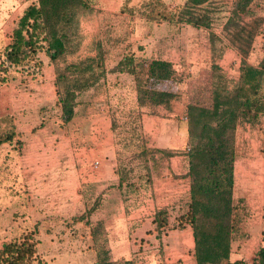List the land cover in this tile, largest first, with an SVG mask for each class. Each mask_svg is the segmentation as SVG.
Wrapping results in <instances>:
<instances>
[{
	"label": "rangeland",
	"instance_id": "rangeland-1",
	"mask_svg": "<svg viewBox=\"0 0 264 264\" xmlns=\"http://www.w3.org/2000/svg\"><path fill=\"white\" fill-rule=\"evenodd\" d=\"M32 1L34 0H15L13 6L5 7L3 0H0V27L4 30V37L0 38V56L4 47L11 41V33L19 16ZM188 1L89 0L90 7L80 14L79 30L82 43L78 50L65 54L57 61L45 62L40 72L35 74L23 68L0 70V118L10 116L15 122L14 114L22 116L23 110L14 109L13 114L14 105L17 107L28 104L33 107L30 108V113H27L31 115V123L37 121L32 127L30 141L23 136V141L15 149L10 145L0 147V248L12 238L32 233L40 241L39 256L46 264L145 263L144 257H138L135 263L133 248L136 233L133 229L125 232L124 239H120L121 244L126 243L121 250L130 245L127 251H120V243L116 242L117 238L114 234L117 232L112 230L96 229L93 231L94 238L90 237L91 226L85 219L90 211L88 207L95 201L89 198L90 189L84 183L72 181L74 168L81 164L83 152L81 147L86 146L83 127L86 126L88 117L96 110L94 105L97 102L103 104L105 99L101 98L105 97L109 88L106 93L104 90L102 92L103 86L84 92L78 99L75 116L67 125H62L61 109L57 104L56 76L53 100L49 99L38 109L34 108L40 99L36 85L49 82L48 79L43 78L46 66L53 65L56 74L57 68L65 66L68 62L95 55L97 53L95 43L99 40L103 43L107 67L116 66L127 50L155 59V56L160 57L162 49L165 53L167 47L172 48L176 45L194 46L201 43L206 48L203 55L189 56L188 59L186 56L173 55L172 51L169 52V56L173 55L174 59L181 60L179 63H173L176 67V77L160 85L176 94L171 108L158 106L152 110L147 106L143 108L136 106L134 103L136 82L130 73L122 76L120 87L115 86L111 102H105L112 113L114 124L112 139L116 148L117 162L119 165L124 162L134 167L130 177L131 180L138 182L137 189L126 192L128 205L133 206L137 203L140 189L148 185L139 178L140 174H145L139 156L142 141L149 144L153 139L156 147L152 148L161 149L155 151L156 163H151L155 165L154 167L157 166L153 168V176L159 177L166 171L171 161V157L168 158L162 152L166 150L164 145L169 142L176 143L179 138L177 133L186 125L187 116L183 111V103L190 100L210 102V72H202L203 68L198 65L193 67L195 58H202L203 63L210 68L216 63L224 72L226 71L231 80L239 76L243 55L248 62L257 63L264 53V0H256L257 4L252 5L254 14L242 13L240 26H229L239 0H207L201 5L194 6L197 14H205L204 10H207L211 19L209 27L178 23L168 27L163 20L158 22L163 14L178 15ZM151 21L155 23L151 25ZM193 33L201 37V42L192 37L186 39V35ZM157 37L162 39L158 40ZM165 40L168 42L165 43ZM140 46H143V49L140 50ZM226 47L231 49L226 57V60L231 59L228 65L218 60L220 56L216 52L219 48L224 50ZM45 92L48 96L52 94L50 88H46ZM147 114H151L152 121L145 119L149 116ZM0 120L3 121V126L7 125L6 120ZM19 123L23 124L21 120ZM149 130H152L154 135H150ZM236 145L235 203L239 208L249 210L253 199L250 197L251 190L247 180L251 174L250 170L246 173L247 163L260 166L256 179H260L262 175L264 177V118L257 126L248 122L241 123L237 128ZM188 146L189 144L186 149ZM24 149L25 160L40 165L42 167L40 173L29 175L25 173L26 177L23 175V164H26L24 156L22 157ZM91 160L94 163V159ZM252 180L251 184L254 182ZM256 186L257 184L253 188ZM187 199L174 202L173 208L168 210V215L177 217L184 212L187 208ZM110 258L118 259L110 261ZM131 258L134 259L130 260Z\"/></svg>",
	"mask_w": 264,
	"mask_h": 264
},
{
	"label": "trees",
	"instance_id": "trees-1",
	"mask_svg": "<svg viewBox=\"0 0 264 264\" xmlns=\"http://www.w3.org/2000/svg\"><path fill=\"white\" fill-rule=\"evenodd\" d=\"M206 1L189 0L178 15L163 14L158 22L178 18L209 27L211 19L207 10L205 14L194 11V6ZM255 1L239 0L229 26H240L242 13L254 14ZM89 7V0H34L29 3L12 30L11 41L2 51L0 70L23 68L35 74L45 62L57 61L78 50L82 43L80 14ZM95 44V55L68 62L56 70L55 86L62 125H67L75 116L79 97L96 88L107 72L103 43L99 40ZM112 71H126L134 76L140 108H171L176 94L160 86L176 77V67L171 61L149 59L127 50ZM209 72L210 102H191L183 108L187 121L182 129L186 132L189 149L162 151L168 158L183 152L188 162V170L183 175L190 182L187 208L177 216L175 227H192L197 264H243L242 260L234 259L241 248V240L246 237L242 226L246 210L239 208L234 196L237 128L243 122L257 126L264 118V53L257 63L248 62L243 55L236 79L230 80L216 64ZM0 119L7 122L3 126L0 120V147L10 145L15 149L23 141V133L18 131L12 117ZM158 150L161 149L142 141L139 156L145 174H140L139 178L146 184L152 182L153 168L157 167L153 165L157 161L155 151ZM133 171L134 167L124 162L118 167L120 185L125 182L126 190L137 189V183L130 177ZM155 222L160 232L168 227L167 208L157 211ZM39 243L32 233L12 238L0 248V264H46L39 256ZM252 264H264V246L257 251Z\"/></svg>",
	"mask_w": 264,
	"mask_h": 264
},
{
	"label": "crops",
	"instance_id": "crops-1",
	"mask_svg": "<svg viewBox=\"0 0 264 264\" xmlns=\"http://www.w3.org/2000/svg\"><path fill=\"white\" fill-rule=\"evenodd\" d=\"M14 2L15 0H3V5L5 7H11L14 5ZM150 23L153 25L155 21H151ZM164 23H166L168 27L175 25L176 23L186 24L187 26H190V24L193 25L192 23H189L185 20L181 21L178 18L165 20ZM156 25H158V23ZM193 26L203 27L196 25ZM3 31L4 30H2L0 27V38L4 37ZM152 34H154V32H152ZM190 37L196 40L198 39L199 42H201V37L197 33L186 35V39ZM157 39L160 40L162 38L157 37ZM167 42L168 41L165 43ZM187 45L188 44H186V46L176 45L172 48L167 47L165 53L161 48L162 50L160 51V57L155 56V59H164L176 64L181 60L178 61L180 58L174 59L173 55L186 56L188 59L189 56L203 55L204 51H206V48L203 47L201 43L194 46ZM162 46L164 47V45ZM219 50H216L217 54L219 53L218 55L220 56L218 60L228 65L231 59L228 58V60H226V57L229 54V50L231 51V49L226 47L224 50L222 48H219ZM169 52L173 53V55L169 56ZM219 61L218 63H220ZM192 64L194 65L193 67L198 65L203 68L202 72L204 71L209 73L210 71V67H208L206 63H203L202 58H195V62ZM113 66L114 65L110 67L106 66L107 72L105 76L100 79L99 82H97L98 88L103 86L102 92L104 90L106 93L107 88H109V90L107 94H105V97L101 98L105 99L103 104H101V102H97L96 105H94L96 110H94V113L90 115L91 117H88L86 126L83 127L82 133L84 132L86 136V146L81 147V151H83L81 164H78L72 172L74 176V180L72 179V181L79 184L84 183L85 186L90 189L89 198L95 202L97 200L96 204L93 202L92 205L88 207V210L90 211L88 212L85 220L89 226H91L92 232L96 229L102 231L112 230L113 232H117V234L114 233L117 238L115 239L117 243L121 242L120 239H124L123 236H126L125 232H129L132 229L135 230V247L133 248V252L135 253L134 256L136 257L135 263H137L138 257H144L145 261L143 262L145 263L140 262V264H197L193 254L195 240L192 227L187 226L183 229H179L175 227L177 217H171L168 215V227L160 232L157 230V224L155 222L156 213L159 209L167 208L168 210H171V208H173L172 204L174 202H178L189 197L190 182L183 176L188 170V162L183 152H178L176 155L171 156V161L166 167V171L160 174L159 177L154 175L152 177V182L146 187L144 186L145 188H141L138 192L139 196L136 199L137 203L133 206L128 205L126 183L124 182L123 185H120V175L118 172L119 164L117 162L118 160L116 159V148L112 139V129L114 126L112 121V113L109 105L105 104V102H111V96L115 91V86L120 87L122 85V76H126V74L129 75V73L126 71H112L110 68ZM54 69L55 68L53 65L46 66V69L44 70L45 76L43 78L48 79L49 82L36 85L40 99H38V102L35 104L34 108L38 109L49 99L53 100L55 95L54 78L56 76ZM221 70H223V68H221ZM46 88H50V92L52 91V94L49 96L45 92ZM110 88H113L114 90H111ZM135 94L134 103L136 106H139L137 105V89L135 90ZM191 102L208 104L203 103L202 101L200 102V100H190L183 104L185 106ZM15 103L16 102H14V104ZM27 103L29 102L27 101ZM30 108L33 107L28 104L26 106L17 105V107L14 105L13 110H23L22 116H20V114L19 116L14 114L15 110L12 112L16 116L15 123L17 125L18 131H21L24 138L28 141H30L31 131L33 129L32 127H34L37 123V121H34L33 123L30 121V119H32L31 115L27 114L30 113ZM147 115L149 116H147L145 119L147 121L151 120V114ZM33 118L35 119V115ZM20 120L23 122L22 125L19 123ZM252 128L256 129L255 127ZM149 133L150 135H154L152 130H149ZM177 134L179 137L178 141L181 143L178 141H176V143L169 142L168 144L164 145V148L178 151H180V149H186L188 142L185 130L182 129V131L178 132ZM153 141L154 140L152 139V142L148 144L150 147H156L155 144H153ZM28 145L31 147L30 143H28ZM25 146L26 143L24 144V148ZM25 153L26 151L24 149L22 157L24 156V161H26V164H23V175L25 176V173H28V175L30 173H40L42 167L38 164H34V162L25 160ZM91 158L94 159V163L98 161L99 164L96 166L94 163H92ZM251 165L252 164L247 163L246 173H248L250 170L251 174H248L249 176L247 180L249 181V189L251 190V196H249L253 200L250 202L249 210H246L242 224L246 232V237L241 240L242 245L239 249V252L234 254V259H247L250 262L253 261L257 251L262 246H264V177L262 175L260 179H256L255 177H258L257 174L259 173L258 171L260 166L256 164H253L252 166ZM95 168H98L99 170H94ZM254 173L256 175H254ZM251 179L254 181L252 182L253 184H251ZM136 183L138 185V182ZM256 184V188H253V186ZM254 197L257 201L254 200ZM92 232H90V237L94 238L95 235L94 232ZM119 246L120 251H127L130 249V245L128 244L126 249L121 250L122 246H126L125 242L122 244L120 243ZM143 254L145 256H143ZM134 258H131L130 260ZM117 259L118 258H110V261H117Z\"/></svg>",
	"mask_w": 264,
	"mask_h": 264
},
{
	"label": "built area",
	"instance_id": "built-area-1",
	"mask_svg": "<svg viewBox=\"0 0 264 264\" xmlns=\"http://www.w3.org/2000/svg\"><path fill=\"white\" fill-rule=\"evenodd\" d=\"M188 149H189V146H188ZM94 164L97 166V165L99 164V162L96 161ZM242 262H243V264H252L253 261L250 262L249 260H247V259L245 260V259H244V260H242Z\"/></svg>",
	"mask_w": 264,
	"mask_h": 264
}]
</instances>
